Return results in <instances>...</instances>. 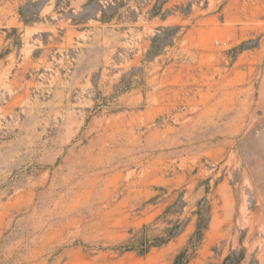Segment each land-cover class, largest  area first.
Here are the masks:
<instances>
[{"label":"rangeland","instance_id":"1","mask_svg":"<svg viewBox=\"0 0 264 264\" xmlns=\"http://www.w3.org/2000/svg\"><path fill=\"white\" fill-rule=\"evenodd\" d=\"M0 264H264V0H0Z\"/></svg>","mask_w":264,"mask_h":264}]
</instances>
